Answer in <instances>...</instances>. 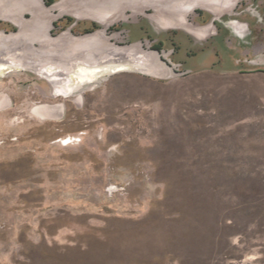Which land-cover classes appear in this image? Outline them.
Segmentation results:
<instances>
[{
    "label": "rangeland",
    "instance_id": "rangeland-1",
    "mask_svg": "<svg viewBox=\"0 0 264 264\" xmlns=\"http://www.w3.org/2000/svg\"><path fill=\"white\" fill-rule=\"evenodd\" d=\"M200 10L244 21L243 39L198 41L197 12L190 31L136 14L108 31L162 41L183 65L171 77L124 71L67 92L29 70L0 75V264H264V0ZM57 22L55 34L94 23ZM60 103V117L32 112Z\"/></svg>",
    "mask_w": 264,
    "mask_h": 264
},
{
    "label": "water",
    "instance_id": "water-1",
    "mask_svg": "<svg viewBox=\"0 0 264 264\" xmlns=\"http://www.w3.org/2000/svg\"><path fill=\"white\" fill-rule=\"evenodd\" d=\"M236 4L237 0H0V22L15 26L0 30V75L29 70L62 91L92 75L137 71L171 77L174 71L160 50L146 48L141 41L117 43L108 31L132 14L145 16L160 32L190 31L188 16L194 10L223 15L232 13ZM65 17L91 20L99 28L77 34L69 26L55 34L56 22ZM160 24L168 27L160 29Z\"/></svg>",
    "mask_w": 264,
    "mask_h": 264
},
{
    "label": "flooded vegetation",
    "instance_id": "flooded-vegetation-1",
    "mask_svg": "<svg viewBox=\"0 0 264 264\" xmlns=\"http://www.w3.org/2000/svg\"><path fill=\"white\" fill-rule=\"evenodd\" d=\"M250 9H253V14L259 19V20H263V17L261 16V13H260V11H259V8L258 7H250ZM193 12H197V14H198V18L200 19L197 23L198 24H202V23H204L203 25H208V26H210L211 24H209V23H211L210 22V20L209 21H205V22H201V19H203V17H205L204 16V14H205V12L204 11H202V10H200V9H196V10H194ZM249 12H251V11H249ZM217 17V16H216ZM217 19H220L219 17L217 18ZM237 23V25L235 24V26H239L240 24H242V23H245L244 21H242V20H239V19H234V20H232V21H228V23L226 22V24H220L215 18H212V23L216 26V31H218L219 30V26L221 25V27H223V28H226L227 29V31H228V33H230L231 34V31H232V33H234V35H236V36H238L239 38H241V39H243L240 35H239V31L237 32L235 29H234V27H233V24L234 23ZM4 22H0V24H3ZM246 24V23H245ZM5 25L6 26H8V24H6L5 23ZM247 25V24H246ZM205 26V27H206ZM225 26H227V27H225ZM204 27V28H205ZM12 29H14V27H11ZM96 28H99V26L96 24V23H92V26H91V28H89L88 30H86L85 32H87V31H91V30H95ZM203 27L202 28H197L198 30H193V31H191V34L192 35H194L195 37H196V39L198 40V41H200L201 42V40H203V37H204V35H205V32L207 33V30L205 31V29H204ZM229 28V29H228ZM8 29H10L9 27H8ZM248 27H247V31H248ZM110 30H117V31H119V25H117V26H115V27H112ZM173 33L175 34V35H177L178 33H179V31H173ZM228 36V35H227ZM230 36V35H229ZM228 36V37H229ZM228 37H226V38H228ZM201 50H205V49H201ZM195 56V55H194Z\"/></svg>",
    "mask_w": 264,
    "mask_h": 264
},
{
    "label": "bare ground",
    "instance_id": "bare-ground-1",
    "mask_svg": "<svg viewBox=\"0 0 264 264\" xmlns=\"http://www.w3.org/2000/svg\"><path fill=\"white\" fill-rule=\"evenodd\" d=\"M160 26H164V24H160ZM193 28H191L192 30ZM95 77H99L98 75H92L89 76L87 78H81L79 79L75 84H71L69 86V90L67 89V92H70V90L77 85V83L81 84L84 81H94ZM91 78V79H90ZM80 88L82 86H79ZM79 101L81 102L82 99L81 97H79ZM32 112L41 117V118H48V116H54V117H60L62 115V113H64V105L63 104H56V105H52V104H42V105H37L34 106L32 109ZM68 141V140H67Z\"/></svg>",
    "mask_w": 264,
    "mask_h": 264
},
{
    "label": "built area",
    "instance_id": "built-area-1",
    "mask_svg": "<svg viewBox=\"0 0 264 264\" xmlns=\"http://www.w3.org/2000/svg\"><path fill=\"white\" fill-rule=\"evenodd\" d=\"M156 43V41H153V43L151 45L147 44V47L149 49H152L153 48V45ZM160 53L162 55V57L165 59V61L171 66L172 70L173 71H181L182 70V63H177V62H174L171 58V55L174 53V50H166L165 48H162L160 50ZM79 140L81 139V137L78 138ZM70 140V139H69Z\"/></svg>",
    "mask_w": 264,
    "mask_h": 264
},
{
    "label": "crops",
    "instance_id": "crops-1",
    "mask_svg": "<svg viewBox=\"0 0 264 264\" xmlns=\"http://www.w3.org/2000/svg\"><path fill=\"white\" fill-rule=\"evenodd\" d=\"M210 26H211L210 29H206L207 30V34H205V35H207V37H210V38L214 39L215 37L221 36L223 34V32L226 33V35H225L226 37H228L230 35V33H228L227 29L221 27V25L219 26L220 28H219L218 31H216L215 26L212 23H211ZM203 27H205V26H203ZM203 51H205V50H203ZM217 56H218V54L216 55V57H214V59L217 60Z\"/></svg>",
    "mask_w": 264,
    "mask_h": 264
},
{
    "label": "trees",
    "instance_id": "trees-1",
    "mask_svg": "<svg viewBox=\"0 0 264 264\" xmlns=\"http://www.w3.org/2000/svg\"><path fill=\"white\" fill-rule=\"evenodd\" d=\"M49 3L52 2L53 0H47ZM68 20H72L71 17H66ZM58 26V22H56V27ZM164 47V43L162 41L156 42L153 46L154 49L161 50Z\"/></svg>",
    "mask_w": 264,
    "mask_h": 264
}]
</instances>
